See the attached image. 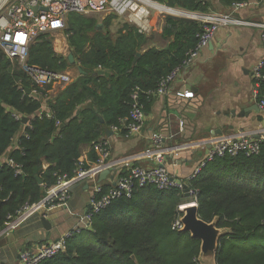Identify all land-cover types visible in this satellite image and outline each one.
<instances>
[{
  "label": "trees",
  "instance_id": "16d2710c",
  "mask_svg": "<svg viewBox=\"0 0 264 264\" xmlns=\"http://www.w3.org/2000/svg\"><path fill=\"white\" fill-rule=\"evenodd\" d=\"M152 1L189 12L206 13L210 7L204 0ZM218 1L232 7L249 0ZM111 23L112 18L103 20V29L96 30V19L68 16L67 45L84 74L54 98L48 94L51 87L34 86L0 50V229L8 216L43 199L59 177L73 176L82 149L130 116L133 94L147 114L153 98L148 101L146 92L184 62L202 32L196 22L166 17L161 36L169 43L158 49L146 46L147 37L126 24L111 35ZM44 36L31 45L28 65L67 72L71 65L47 38L40 41ZM88 103L92 108L82 109ZM15 116L28 118L29 126ZM88 158L97 161L93 151ZM7 160L22 174L15 175ZM127 173L123 169L121 176ZM185 182L197 192L198 217L206 223L217 218V228L229 232L218 240L217 264H264V149L256 156L214 159ZM186 202L175 188L135 187L130 199L113 201L93 216L90 230L65 239V250L40 264H198L200 241L172 230Z\"/></svg>",
  "mask_w": 264,
  "mask_h": 264
},
{
  "label": "built area",
  "instance_id": "2783aa9c",
  "mask_svg": "<svg viewBox=\"0 0 264 264\" xmlns=\"http://www.w3.org/2000/svg\"><path fill=\"white\" fill-rule=\"evenodd\" d=\"M246 5L247 3H239L234 4L231 8L236 11ZM70 14L83 17L98 15L102 21L108 18H112V21H122L123 24L134 28L138 34L144 37H148L153 33L158 18L161 24L164 23L166 17H171L196 22L200 25L202 32L198 36L196 47L186 55V59L178 68L159 81L154 91L146 92L145 95L148 101L151 98L168 96L171 91V84L177 79L185 82L183 77L193 67L201 52L212 41L218 29L225 27H255L264 30V25L236 18L232 14L210 11L206 13L189 12L178 8H169L152 0H0V50L10 61H14L19 65L30 82L36 87L43 89L59 86L63 89L72 83L75 78L69 72H51L36 66H30L27 63L29 49L39 35L60 33V37L56 38L55 42L60 39L65 41L66 36L63 32ZM262 39L264 41V34ZM62 46L64 47L65 43ZM252 78L253 98L259 110L264 113V96L260 95L261 84L264 82V61L254 67ZM175 95L179 98H193V93L189 90L178 91ZM131 99L133 104L131 105L130 116L120 120L118 126L110 127V131L115 135L125 134L124 136L130 137L141 134L146 114L143 105L138 101V94H133ZM14 118L20 120L18 116ZM23 126L28 127L29 121ZM177 127V133L170 134L169 139H174L184 132V121L178 120ZM166 140L167 136L153 133L149 137L148 148L138 154L114 161H110L111 147L107 137H103L93 146H89L84 155L81 153L71 178L66 175L59 177L56 185L47 189L45 197L38 203L26 204L15 215L7 217V221L0 229V236L14 231L39 212L45 211L46 213L54 209L68 210L71 186L92 184L87 210L82 215L74 214L77 218V225L73 230L56 242L42 243L35 252L21 251L18 264H40L63 252L65 250V239L90 230L94 215L105 210L117 199H130L135 187L154 186L159 190L175 188L182 196L185 189H187L188 199L185 200L188 202L181 205L179 211L181 212L184 206L197 205L196 190L189 188L185 181L174 179L165 166L167 155L177 154L191 145L179 144L167 148L165 147ZM12 144L13 147H16V138L13 139ZM195 146V148L204 147L206 150L204 157L198 161L190 175L192 178H195L214 159L235 157L238 154H244L247 157L258 155L264 149V127L254 132H237L230 135L214 136L199 141ZM90 151H93L97 157L95 163L86 162L85 155L87 156ZM141 160L150 161L152 165L149 167L131 166L126 176H121V171L116 172L115 179L108 186L107 191L104 192L103 185L99 182L102 172H110L121 164L127 165ZM6 163L14 170L15 175L22 174L20 167L12 160H7ZM178 164L179 162H175L173 165L177 166ZM182 216L172 224L173 231H182Z\"/></svg>",
  "mask_w": 264,
  "mask_h": 264
},
{
  "label": "crops",
  "instance_id": "0c3cea01",
  "mask_svg": "<svg viewBox=\"0 0 264 264\" xmlns=\"http://www.w3.org/2000/svg\"><path fill=\"white\" fill-rule=\"evenodd\" d=\"M204 1L210 4V12L232 14L236 18L264 25V0H249L245 7L236 11L231 7H223L218 0ZM90 17L102 24V20L96 18L98 16ZM157 34L163 44L160 47L152 44L157 39L152 41V34L147 37L148 44L158 49L165 48L169 41L164 40L161 33ZM263 34V29L255 27L218 29L183 77L185 82L177 79L171 84L168 96L153 98L140 135L128 137L112 133L111 137H107L111 147L110 161L142 152L148 148L149 137L153 133H160L167 136V148L179 144L191 145L165 158V166L170 175L177 181H186L206 150L204 147L195 148L196 143L214 136L254 132L264 127V113L259 110L252 95V71L258 63L264 61ZM57 44L61 50L69 51L67 37L65 47L62 46V39ZM61 90L59 86H52L48 91L49 97L54 98ZM182 90L191 91L193 98L185 99L175 95ZM178 120L184 121V132L169 139L170 134L177 133ZM87 150L88 147H84L82 154ZM85 159L91 163L88 155H85ZM175 162L179 164L174 166ZM151 165L147 160L121 164L109 172L102 180V185L109 186L118 171L123 173V169L128 172L131 166ZM91 187V183L72 185L69 209L46 212L45 218L51 226L48 234L41 224L42 215L36 214L14 231L1 235L0 264H18L21 251L35 252L42 243L56 242L73 230L77 225L75 215L85 214L87 210Z\"/></svg>",
  "mask_w": 264,
  "mask_h": 264
},
{
  "label": "water",
  "instance_id": "95a60500",
  "mask_svg": "<svg viewBox=\"0 0 264 264\" xmlns=\"http://www.w3.org/2000/svg\"><path fill=\"white\" fill-rule=\"evenodd\" d=\"M34 10H36V8H34ZM102 26H103L102 24H98L96 26V30H101ZM139 56L140 55H137V58ZM66 59L71 66L75 67L79 75L84 74V72L76 64L74 55L71 51H69ZM98 74L109 76V73L105 71H99ZM25 92L28 95H31V91L29 89H26ZM91 108H92L91 103H88L82 107V109H91ZM7 111H10V110L7 109ZM77 114H79V111H77ZM28 121L29 119L26 117L21 118V123L23 125L27 124ZM60 128H62V126H60ZM105 134L108 138L112 136V132L109 131L108 129H105ZM108 174H109V171L102 172L99 177V182L104 180ZM38 182L40 183V181ZM183 197L185 199H188L187 189H185ZM181 213L183 215L181 219V222L183 224L182 232L188 233L192 239H197L201 243L200 252H199V256L197 260L198 263L199 264H217L216 254H217V249H218V240L221 237L225 236L227 233H229L228 230L217 228V222H218L217 218H215L211 223L203 222L198 217L197 205L184 206L181 209ZM41 224H42L43 229H45V231L48 234L51 229V226L43 214L41 217Z\"/></svg>",
  "mask_w": 264,
  "mask_h": 264
},
{
  "label": "rangeland",
  "instance_id": "374dc122",
  "mask_svg": "<svg viewBox=\"0 0 264 264\" xmlns=\"http://www.w3.org/2000/svg\"><path fill=\"white\" fill-rule=\"evenodd\" d=\"M91 16H94V17H96V16H98V15H91ZM99 21H100V17L98 16V17H96ZM122 24H123V22L122 21H116V20H113L112 21V23H111V26L109 27V31H110V34L111 35H115V33L120 29V28H122ZM163 25H164V23L163 24H161V22H160V19L158 18V21H157V23H156V26H155V30L153 31V33H152V37L153 38H151V40L152 39H154V38H157L158 37V34L157 33H161V29H162V27H163ZM43 35V34H42ZM60 37V33H50V34H46V36H44V37H42L41 39H40V41H44L45 40V38H47L46 40H49L50 41V43H51V45H52V49H53V51L57 54V55H59V56H63V57H67V55H68V53H69V51H68V49H60L59 47H58V44H56L57 42H55L56 40V38H59ZM63 40V39H62ZM165 40V39H164ZM153 41V40H152ZM35 42V41H34ZM33 42V43H34ZM64 43L66 44V38H65V41H63V45H64ZM152 44H156V46L157 47H160V45L161 44H163V42L161 41V39L160 38H157L156 40H154L153 41V43ZM146 46H148V47H150L151 45H149L148 44V42H147V45ZM65 47V46H64ZM62 48V47H61ZM69 69L71 70L69 73H70V75L72 76V77H76L77 75H78V73H77V70L75 69V67L74 66H71V67H69ZM42 214H46L45 213V211H42V212H39L38 213V215H42ZM92 240H94V239H92ZM199 264V263H198Z\"/></svg>",
  "mask_w": 264,
  "mask_h": 264
},
{
  "label": "bare ground",
  "instance_id": "6f19581e",
  "mask_svg": "<svg viewBox=\"0 0 264 264\" xmlns=\"http://www.w3.org/2000/svg\"><path fill=\"white\" fill-rule=\"evenodd\" d=\"M108 130L110 131V128Z\"/></svg>",
  "mask_w": 264,
  "mask_h": 264
}]
</instances>
